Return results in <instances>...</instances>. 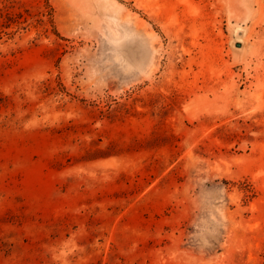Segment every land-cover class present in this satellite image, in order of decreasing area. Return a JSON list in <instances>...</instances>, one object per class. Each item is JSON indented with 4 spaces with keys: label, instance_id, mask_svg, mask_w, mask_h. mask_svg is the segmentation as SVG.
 I'll return each instance as SVG.
<instances>
[{
    "label": "rangeland",
    "instance_id": "374dc122",
    "mask_svg": "<svg viewBox=\"0 0 264 264\" xmlns=\"http://www.w3.org/2000/svg\"><path fill=\"white\" fill-rule=\"evenodd\" d=\"M0 264H264V0H0Z\"/></svg>",
    "mask_w": 264,
    "mask_h": 264
}]
</instances>
